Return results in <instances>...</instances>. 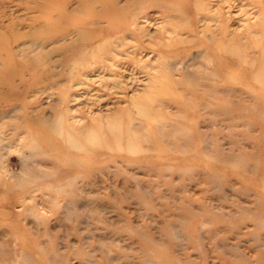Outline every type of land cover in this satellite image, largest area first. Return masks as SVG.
Masks as SVG:
<instances>
[{
	"label": "rangeland",
	"instance_id": "374dc122",
	"mask_svg": "<svg viewBox=\"0 0 264 264\" xmlns=\"http://www.w3.org/2000/svg\"><path fill=\"white\" fill-rule=\"evenodd\" d=\"M0 264H264V0H0Z\"/></svg>",
	"mask_w": 264,
	"mask_h": 264
},
{
	"label": "bare ground",
	"instance_id": "6f19581e",
	"mask_svg": "<svg viewBox=\"0 0 264 264\" xmlns=\"http://www.w3.org/2000/svg\"><path fill=\"white\" fill-rule=\"evenodd\" d=\"M83 33V32H82ZM91 38V37H90ZM89 40V39H88ZM88 40H86V41H88ZM100 46H101V44H100ZM97 47H98V45H97ZM99 49H101V48H99ZM114 49V48H113ZM92 50V49H91ZM83 51V52H82ZM81 52L82 53H84L85 51H84V49L82 50ZM80 52V53H81ZM90 52V51H89ZM88 52V53H89ZM81 53V54H82ZM86 53V52H85ZM116 56V55H115ZM75 57V56H74ZM83 57V56H82ZM78 58V57H77ZM81 57H79L78 59H80ZM104 58V57H103ZM82 59V58H81ZM112 59V58H111ZM208 59H210V58H208ZM212 59V58H211ZM82 61V60H81ZM97 62V61H96ZM213 62V61H212ZM208 63V62H207ZM86 64H87V62H86ZM212 64V63H211ZM96 65V64H95ZM209 66V65H208ZM76 67V66H75ZM213 67V66H212ZM213 68H215V67H213ZM75 69V68H74ZM209 70V69H208ZM207 70V71H208ZM215 70V69H214ZM212 71V70H211ZM214 72V71H213ZM85 74V73H84ZM215 74H216V72H215ZM207 76V75H206ZM208 77V76H207ZM211 77V76H210ZM212 88V87H211ZM212 93V92H211ZM54 126V130L56 131V132H58L60 135H62V136H65L66 137V139L69 141V143L71 144V146H73V147H77V148H79V149H84L85 147H87L85 144H83L82 142H80L79 141V137L72 131V130H70L68 127H66L65 125H64V123H63V118L62 117H59L58 118V120H56L55 122H54V124H53ZM112 128H118V131L115 133V135H116V137H117V140L118 141H120V137H121V129H119V127L117 126H113V127H111L110 129H112ZM120 130V131H119ZM126 134H127V136H126V139H127V142H128V146H131L132 145V141H134V135H133V133L129 130V129H127V131H126ZM125 134V135H126ZM99 138V135H98V133H96V132H94L93 130H91V132H89V133H87L86 134V139H88L89 141H92V140H96V139H98ZM28 145L29 146H31V143H28Z\"/></svg>",
	"mask_w": 264,
	"mask_h": 264
}]
</instances>
